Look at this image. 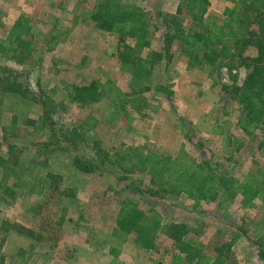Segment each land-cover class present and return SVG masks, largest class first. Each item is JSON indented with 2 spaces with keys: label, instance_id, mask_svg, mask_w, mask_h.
Listing matches in <instances>:
<instances>
[{
  "label": "rangeland",
  "instance_id": "obj_1",
  "mask_svg": "<svg viewBox=\"0 0 264 264\" xmlns=\"http://www.w3.org/2000/svg\"><path fill=\"white\" fill-rule=\"evenodd\" d=\"M98 2L0 0V38L18 18H26L37 46L34 58L21 67L0 57V68L14 71L17 75L10 81L16 76L23 89L0 92V155L7 157L6 146L15 144L21 180L35 184L32 195L25 188L7 203L0 193V264H186L163 234L154 251L144 252L131 235L116 229L115 216L127 200L144 212L156 211L165 225H186V240L202 253L198 264H214L221 248L220 264H261L254 242L264 243L263 195L246 207L239 196L235 203L222 195L213 202L163 193L161 198L142 196L131 185L144 190L149 178L125 174L117 157L138 147L177 156L181 162L220 164L235 177L237 187L247 181L257 184L264 171V135L258 128L241 129L240 108L221 89L239 86L244 69L237 67L231 74L222 69L209 76L207 69L187 65L175 46L168 65H155L145 85L134 86L118 61L116 36L97 30L87 19ZM179 2L122 0L148 11L154 21L155 5L170 14ZM224 7L213 0L209 15H220ZM179 19L187 30V20ZM160 37H152L151 50L159 51ZM3 76L10 75L0 71ZM91 80L101 86V101L75 105L71 86ZM160 86L172 92V105ZM45 99L59 105L50 126L40 120ZM78 128L83 131L76 137ZM73 158L98 168L83 174ZM51 175L54 182L48 179ZM16 178L5 184L11 186ZM48 197L57 222L38 241L20 227L41 232L34 210Z\"/></svg>",
  "mask_w": 264,
  "mask_h": 264
},
{
  "label": "trees",
  "instance_id": "obj_2",
  "mask_svg": "<svg viewBox=\"0 0 264 264\" xmlns=\"http://www.w3.org/2000/svg\"><path fill=\"white\" fill-rule=\"evenodd\" d=\"M212 1L180 0L175 12L170 14L162 12L160 6L155 5L154 21L150 13L141 7L123 4L122 0H99L87 14V19L97 30L116 36L118 61L130 73L131 84L139 88L145 85L155 65L162 62L169 64L175 46L180 47L187 65L207 69L209 76L220 73L222 69L231 74L237 67H242L245 74L241 84L222 85L221 89L240 108L241 129L258 128L264 135V0H217L225 7L220 15L210 16ZM179 16L187 20V30ZM156 33L161 36L159 51L151 50V39ZM36 53L37 46L32 41L28 20L18 18L5 38H0V57L21 67L32 60ZM0 71L10 75L0 77L1 94L23 91L22 86L15 82L16 76L10 81L11 76L17 75L14 71H7L5 67ZM159 88L172 105V92L165 86ZM70 89L71 101L80 107L99 103L103 97L97 80L78 83ZM41 103L44 114L40 120L43 125L50 126L51 115L58 111L59 105L49 99ZM82 131L78 128L73 132L78 137ZM6 147L8 156L0 155V193L5 203L8 198L16 200L17 192L22 193L25 188L27 194L32 195L35 187L32 179L21 180L20 162L15 153L17 146L12 144ZM117 157H120L119 165L125 174L137 173L149 178L144 190L131 185L132 191L142 196L161 198L163 194L185 195L194 202H213L222 195L230 203H235L239 196L243 207L250 205L259 195L264 196V171L257 184L247 181L237 187L235 177L220 164L181 162L177 156L143 151L138 147L129 148L125 154L119 153ZM73 165L83 174L93 173L98 168L81 158H73ZM12 176L17 177L16 181L11 186L5 184ZM52 178L54 176H48L54 182ZM50 209L48 197L34 210L36 219L41 221L40 233L24 227H20V231L42 241L43 235L56 226L57 219L53 216L57 213ZM115 227L119 232L131 235L134 244L144 252L154 251L163 234L170 240L175 255H181L186 264L201 261V250L186 240L190 232L186 225H165L156 211L144 212L134 201H125L119 209L115 216ZM261 227L264 231V216ZM254 243L257 261L264 264V243ZM221 250L217 252L214 264L221 263Z\"/></svg>",
  "mask_w": 264,
  "mask_h": 264
}]
</instances>
